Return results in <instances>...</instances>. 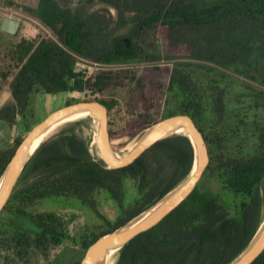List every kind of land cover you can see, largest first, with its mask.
Returning a JSON list of instances; mask_svg holds the SVG:
<instances>
[{
    "label": "trees",
    "instance_id": "1",
    "mask_svg": "<svg viewBox=\"0 0 264 264\" xmlns=\"http://www.w3.org/2000/svg\"><path fill=\"white\" fill-rule=\"evenodd\" d=\"M100 1L119 11V27L130 25L127 33L110 31L98 9L78 17L59 0L24 6L51 34L22 37L0 49V96L4 86L10 95L0 105V120L18 126L19 119L32 118L20 123L23 132L0 148V176L39 122H34L31 108L34 92L70 91L90 99L123 84L114 66L119 71L126 65L180 58L172 52L185 47L186 58L178 59L169 77L166 110L161 116L150 109L137 111L129 120L137 125L131 135L161 118L188 114L206 138L210 163L192 193L121 248L112 264H228L247 247L262 219L264 115L258 121L251 109L264 110V88L244 82L240 98L234 96L237 80L227 69L244 71L246 79L258 78L264 86V0ZM81 2L90 5L94 0ZM159 28L164 49L147 37ZM84 62L100 67L91 73ZM136 77L134 72L132 79ZM95 99L109 110L117 104ZM124 126V116L114 126L110 122L113 143ZM95 127L90 117L63 122L28 161L0 213V264H44L66 240L80 247L83 256L98 238L152 206L191 170L193 146L183 133L159 140L127 166L106 168L90 154ZM245 140H251L253 151H244ZM211 179L220 184L219 190L205 188ZM128 181L135 188L129 198ZM102 191L118 206L113 218L101 210L107 200ZM56 198L78 201L99 221L78 224L79 214L45 207L46 200ZM81 258L56 264H80ZM251 264H264V251Z\"/></svg>",
    "mask_w": 264,
    "mask_h": 264
},
{
    "label": "water",
    "instance_id": "2",
    "mask_svg": "<svg viewBox=\"0 0 264 264\" xmlns=\"http://www.w3.org/2000/svg\"><path fill=\"white\" fill-rule=\"evenodd\" d=\"M21 21L5 16L1 29L15 34ZM90 117L95 123L90 154L106 168H121L133 163L159 140L176 133L188 136L193 146V163L187 177L152 206L113 231L98 238L86 250L80 264H109L116 253L140 233L154 227L179 206L196 188L210 163L206 138L194 118L175 114L157 120L140 132L134 143L123 152L114 147L109 129V108L97 99H83L51 111L24 136L0 176V213L7 204L26 164L39 146L65 121ZM264 186V183H263ZM264 194V188H263ZM264 251V202L262 219L247 247L228 264H251Z\"/></svg>",
    "mask_w": 264,
    "mask_h": 264
},
{
    "label": "rangeland",
    "instance_id": "3",
    "mask_svg": "<svg viewBox=\"0 0 264 264\" xmlns=\"http://www.w3.org/2000/svg\"><path fill=\"white\" fill-rule=\"evenodd\" d=\"M37 2L38 0H0V49H2V47H4L7 43L17 41L22 37H35L40 32L51 34V32L41 22L28 15V13L24 10L25 5H35ZM73 2L76 3L77 0H73ZM5 16H11L21 21V25L15 34L8 33L1 29V24ZM127 28L128 27L123 28L120 31L125 32L127 31ZM151 36H153V40L158 43L162 49L166 48L167 43L160 28L157 29L155 33L148 35V39ZM187 53L188 51L184 47V49L174 50L172 52L174 56H178L180 58H164L163 60L154 63L126 65L124 66V69L119 71V67L114 66L113 68L118 72V76H120L118 80L123 79V84L111 86L105 92L90 96V99H95V97H97L108 101H117L114 108L109 110V127L110 122L111 125L114 126V123L121 116L126 118V126H124L121 130H117L114 136L115 141L113 144L116 150L120 152L126 151L136 140L139 133L136 136L131 134L136 131L137 125L132 126V124L129 123V120L130 117L136 114L137 111L150 109V112H153V115L155 116H161L164 113L167 105L166 91L171 71L178 59L180 60L184 57L186 58ZM257 53V55H260L259 52ZM83 67L93 73L97 71L100 66L96 63L84 62ZM233 69H227V71L231 77H235L237 80L236 88L231 90L234 96L240 98L239 94L245 85L244 82H248L247 84L250 82L254 88H264V86H260V80L258 78H256L258 81L248 80L246 79V72H234ZM134 72L137 77L132 79ZM9 96L8 87L4 86L3 92L0 96V105L7 101ZM74 99L80 101L88 99V97L86 98L83 93L81 94L70 91L46 93L43 90H38L34 92L31 96V108L34 113V122L41 121L51 111L66 105ZM238 103H240L239 107L243 108L244 105L242 104L241 99H239ZM251 111L256 112L257 115L255 118L258 121L263 119L262 116L264 115V110L262 111V108L255 107L252 108ZM31 119L32 118H29V120ZM29 120H26V118H24V120L22 118L19 119L18 126L17 124L11 126L6 121L0 120V148L7 147L10 142L13 141L18 134H20L23 124ZM20 123H22V126ZM55 133L56 130L52 132L50 136ZM249 144L251 146V140L244 141V151H253L251 147H249ZM128 183L131 188L128 194L129 198L131 193L133 194L135 192V188L131 187V181H128ZM219 187L220 184L215 179L208 180L205 185V188H210L215 191L219 190ZM102 194L107 196V200H102L101 210L110 218H113L115 210L118 209V206L116 202L109 197L106 191H102ZM45 202V207L48 209L62 210L69 214L72 212L79 214L77 219L78 224H81L84 220L89 222L99 221V218L94 211L83 207L78 201H67L65 199L56 198V200H46ZM83 256L80 247H78L71 240H66L61 246L57 247L52 252L50 260L44 264H56L57 262L72 263L81 257L83 258ZM112 261L113 260L111 259L109 264H112ZM2 264H5L4 261H2Z\"/></svg>",
    "mask_w": 264,
    "mask_h": 264
},
{
    "label": "flooded vegetation",
    "instance_id": "4",
    "mask_svg": "<svg viewBox=\"0 0 264 264\" xmlns=\"http://www.w3.org/2000/svg\"><path fill=\"white\" fill-rule=\"evenodd\" d=\"M59 2L61 5L69 8L73 15L78 17L82 15L85 17L92 16V12L98 9L103 15V19L108 25V29L110 31H115L119 35L127 33L130 29V25L119 27L123 18L119 11L107 1L94 0L90 5L87 2L82 3L81 0H77L76 3H74L73 0H59ZM126 27H128L127 31H120Z\"/></svg>",
    "mask_w": 264,
    "mask_h": 264
}]
</instances>
